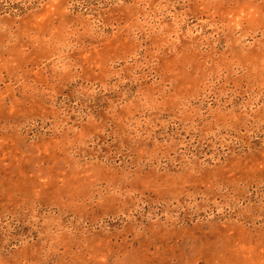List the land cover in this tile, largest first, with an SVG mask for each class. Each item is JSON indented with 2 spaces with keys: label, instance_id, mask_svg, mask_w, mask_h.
I'll use <instances>...</instances> for the list:
<instances>
[{
  "label": "rangeland",
  "instance_id": "rangeland-1",
  "mask_svg": "<svg viewBox=\"0 0 264 264\" xmlns=\"http://www.w3.org/2000/svg\"><path fill=\"white\" fill-rule=\"evenodd\" d=\"M0 264H264V0H0Z\"/></svg>",
  "mask_w": 264,
  "mask_h": 264
}]
</instances>
